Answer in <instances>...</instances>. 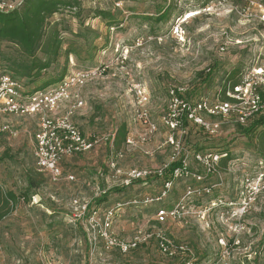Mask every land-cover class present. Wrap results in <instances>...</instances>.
I'll use <instances>...</instances> for the list:
<instances>
[{"label": "rangeland", "instance_id": "374dc122", "mask_svg": "<svg viewBox=\"0 0 264 264\" xmlns=\"http://www.w3.org/2000/svg\"><path fill=\"white\" fill-rule=\"evenodd\" d=\"M19 1L0 0V8ZM79 1L83 9L81 23L67 12L54 14L49 23L62 19L69 22L73 32L80 29L77 36L61 34L62 50L74 48L78 53L68 56V70L108 66L100 77L80 90L84 106L72 118L85 135L99 139V143L91 152L68 159L62 165L63 177L52 181L36 170L31 158V137L37 130L38 117L7 119L18 135L0 138V185L4 192L14 196H21L30 178L39 186L28 194V201L20 198L0 222V264H171V259L158 254L154 240L127 255L105 249L84 232L81 221H73L71 200L88 202L90 210L124 204L112 225L119 239L130 240L137 230L152 229L156 211L176 203L180 196L172 193H183L185 183H175L172 193L160 202L130 204L132 200L156 197L161 180L154 178L144 186L116 185L106 167L108 156L110 152L122 151L118 166L124 170H153L166 164L171 149L163 144L167 130L160 118L168 108L169 90L182 86L187 90L185 99L212 102L220 99L221 82L229 72L237 71L235 80L241 82L253 59L262 64L264 0ZM167 6L168 18L155 21L158 10ZM96 10L107 13L109 18H93ZM176 24H181V38L172 33ZM9 57H20L17 47L0 43V75L11 74L5 62ZM62 64L63 57L58 69ZM208 68L210 78L203 83L196 73ZM136 87L149 94L146 107L158 129L151 141L139 148L125 143L127 136L136 137L143 130L132 119L139 106L134 94ZM70 106L62 105L57 115L64 114ZM122 124L127 135L117 148L114 135ZM185 129L187 134L180 137L185 149L200 147L214 154L228 153L227 161H220L216 172L207 177V183L216 186L209 195L193 199L190 211L207 209L210 200L238 201L243 177L253 176L260 169L258 162L262 161L264 166V159H260L264 153V128L251 137L241 136L239 128L228 121L222 122L215 135H207L194 126ZM189 165L197 167L191 157ZM68 174L74 180H67ZM98 187L101 191L104 188V193L100 194ZM103 196L105 200L97 204L96 200ZM221 211H208L203 220L187 217L168 222L161 230L170 241L186 245L196 262L264 264V192L252 200L241 220L243 229L234 236L223 225ZM220 238L225 247L218 243Z\"/></svg>", "mask_w": 264, "mask_h": 264}, {"label": "built area", "instance_id": "2783aa9c", "mask_svg": "<svg viewBox=\"0 0 264 264\" xmlns=\"http://www.w3.org/2000/svg\"><path fill=\"white\" fill-rule=\"evenodd\" d=\"M16 5H6L5 10H12ZM264 23V10L262 15ZM173 35L182 37L181 24L172 29ZM258 59V58H257ZM258 64L253 59L243 80L232 90H227V100L216 99L212 102L207 99L189 101L185 99L186 89L176 86L169 90V104L167 111L161 116L160 123L167 132L163 144L171 149V156L166 164L158 169H122L118 160L123 157L122 151L110 152L106 161L107 169L116 179V185L129 187L135 183H147L152 179L161 180V187L156 197L145 198L142 201L132 200L130 204H148L160 202L166 198L177 182L185 183L184 192L176 203L163 206L155 213L152 229L149 232L139 229L130 240L117 238L112 225L124 204L116 203L104 210L88 208V202L77 198L71 200L76 219L84 220V229L93 240L99 241L105 249L117 250L127 255L141 245L155 241L158 254L167 259L178 260L180 264H196L190 249L184 244L170 241L161 228L168 222L184 220L193 217L203 220L208 211L218 208L223 225L233 236L242 231L241 220L248 212L252 200L264 192V166L258 162L259 170L252 175H246L241 181V198L238 201L210 200L208 208L196 213L190 211L193 199H201L209 195L214 185L207 183V177L216 172L219 161L226 154H214L210 151H192L181 145L180 137L187 134L185 126H194L207 135H215L220 131L222 122L228 121L233 125L245 126L254 117L264 113V60ZM108 68L100 65L95 68L71 71L55 87L44 91L23 94L22 84L13 80L9 75L0 76V137L15 138L18 135L8 123L11 117H38L37 130L32 134V156L38 172L48 175L52 181L63 177L62 165L76 156L91 152L99 143V139L82 133L73 123L74 112L84 106L80 90L90 81L100 77ZM134 94L139 104L134 111L133 122L143 129L136 137L127 136L125 143L130 147H142L148 144L157 133V126L151 118L146 105L149 103V94L141 87L134 88ZM70 104L68 110L57 115L60 107ZM145 154L152 155L150 151ZM194 161L196 168H191L189 159ZM177 164L167 173L171 164ZM198 167L201 169H198ZM204 170V171H203ZM65 178L74 180L68 174ZM3 189L0 185V194ZM220 207V208H219ZM236 221L232 225L230 221ZM235 233V234H234ZM89 237V236H88ZM235 239V238H234ZM218 243L225 247L222 238ZM236 243V241H234Z\"/></svg>", "mask_w": 264, "mask_h": 264}, {"label": "trees", "instance_id": "16d2710c", "mask_svg": "<svg viewBox=\"0 0 264 264\" xmlns=\"http://www.w3.org/2000/svg\"><path fill=\"white\" fill-rule=\"evenodd\" d=\"M60 12L70 13L79 23L82 22L83 9L79 0H20L12 10L0 9V43H9L16 46L20 54L17 59L12 57L6 59L7 68L11 73L7 75L22 84L23 94L25 95L55 87L71 72V70L67 69L68 56L78 53L74 48L62 50L61 34L69 33L77 36L80 29L77 32H73L69 22L62 19L59 22L50 24L49 19ZM169 13V6L158 10L155 21L166 20ZM92 15L93 18L103 20L109 18L107 13L97 10ZM61 57H63V64L58 69ZM210 70L208 68L206 72L199 71L196 73V77L206 83L210 78ZM236 74L237 71L233 70L229 72L226 78L222 79L221 84L223 87L218 92L221 100H227L226 91L232 90L235 85L240 83V80H235ZM249 123L250 125H247L246 128L236 125L241 136L251 137L259 129L264 128V113L254 117ZM126 135V126L122 124L114 135V145L117 148L124 141ZM191 150L208 151L200 147H195ZM223 154H226V156L220 161L226 162L228 153H220V155ZM260 159H264V153ZM176 165L174 163L171 164L166 174ZM38 186V183H35L30 178L27 180V189L21 196H14L12 192L3 191L0 194V222L13 211L20 198L22 201H28L30 197L28 194ZM105 198L106 196L97 199L96 203L100 204Z\"/></svg>", "mask_w": 264, "mask_h": 264}, {"label": "crops", "instance_id": "0c3cea01", "mask_svg": "<svg viewBox=\"0 0 264 264\" xmlns=\"http://www.w3.org/2000/svg\"><path fill=\"white\" fill-rule=\"evenodd\" d=\"M3 137H5V136H3ZM7 137V136H6ZM0 138H2V137H0ZM9 138V137H8ZM31 158H32V161L34 162V159H33V156H32V151H31ZM210 184H212L211 182H209ZM135 184H133L132 185V187L134 186ZM144 185H148V183H140V185L139 186H144ZM212 185H214V186H216V184H212ZM97 191L100 193V194H102V193H104V188H103V190L101 191L100 190V188L98 187V189H97ZM181 191V190H180ZM183 192V191H182ZM172 193V192H171ZM183 193H180V192H177V190H175V191H173V193H172V196H181ZM95 195H97V192H95ZM144 196H146V195H144ZM148 196V195H147ZM78 199V198H77ZM71 215H72V218H73V221L74 222H79V221H81V223H82V227H83V230H84V232H85V229H84V220L83 219H76L75 218V215H74V212L73 211H71ZM169 262H171V264H180L179 263V261L178 260H175V259H171V260H169ZM196 264H203V262L201 261V262H196Z\"/></svg>", "mask_w": 264, "mask_h": 264}]
</instances>
